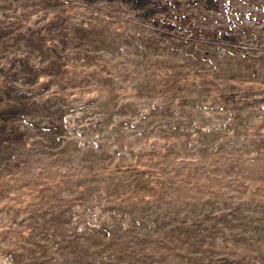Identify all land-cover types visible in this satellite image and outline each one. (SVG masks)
<instances>
[{"label":"rangeland","instance_id":"obj_1","mask_svg":"<svg viewBox=\"0 0 264 264\" xmlns=\"http://www.w3.org/2000/svg\"><path fill=\"white\" fill-rule=\"evenodd\" d=\"M0 264H264V0H0Z\"/></svg>","mask_w":264,"mask_h":264}]
</instances>
